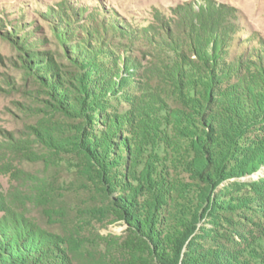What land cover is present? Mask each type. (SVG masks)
Here are the masks:
<instances>
[{
	"label": "rangeland",
	"instance_id": "1",
	"mask_svg": "<svg viewBox=\"0 0 264 264\" xmlns=\"http://www.w3.org/2000/svg\"><path fill=\"white\" fill-rule=\"evenodd\" d=\"M227 113L253 144L209 188L196 173ZM80 144L110 159L107 195ZM124 187L179 203L188 240L264 264V0H0V235L33 264H80L79 245L123 233Z\"/></svg>",
	"mask_w": 264,
	"mask_h": 264
},
{
	"label": "trees",
	"instance_id": "2",
	"mask_svg": "<svg viewBox=\"0 0 264 264\" xmlns=\"http://www.w3.org/2000/svg\"><path fill=\"white\" fill-rule=\"evenodd\" d=\"M83 107V104H79ZM255 107L241 105L240 109L246 116L250 114L253 117L260 116ZM79 110V109H78ZM250 110V111H249ZM248 120L249 117L246 116ZM245 126L238 119H234L228 113L223 122L219 125L218 134L220 135V143L213 145L208 150V158L206 164L200 171H197L198 178H204L203 182L207 187L215 186L222 177L235 173V169L228 165V161L232 158L228 157L229 152L236 155V164L245 163L240 159L241 154L246 156L242 149L236 146H250L252 141L248 143L242 142L239 137L244 136ZM115 144L109 140L110 145L114 146V151H122L121 142ZM81 145V144H80ZM79 149L83 165L80 170L93 176L99 185L109 192V184L111 182L109 173L110 159L107 154L99 147H85L81 145ZM108 161V162H107ZM111 162V161H110ZM127 193L115 199V203L110 200L109 207L114 210L117 218L114 220H122L127 226L121 235L108 234L100 241L79 245L81 250H87V254L79 253L80 264H242L235 250L218 247L214 243H206L200 245L195 239H189L188 236L194 229V223L190 225L187 221L188 217L184 214L181 206L176 201H170V205L160 202L159 197L155 194L144 199V203H137L139 192L134 194L129 187H124ZM221 193H216L220 195ZM238 201V199H237ZM204 201H201V204ZM230 201H215V206L222 211H227ZM246 204V203H242ZM212 205V204H211ZM256 208L259 206L257 204ZM169 208V210H164ZM226 214L232 216L227 211ZM239 217L238 214H236ZM208 235L199 237L200 240H208ZM84 241L82 238L81 242ZM26 244V245H25ZM22 241L18 236L16 240L11 238L8 233L0 235V264H33L29 261L32 255V246ZM210 246L214 250L209 249ZM47 252L49 249L46 248ZM80 251V250H79ZM51 256L55 255L51 252ZM39 256V255H38ZM36 257L38 264H56L51 259ZM61 261L64 259H60ZM63 262V261H62Z\"/></svg>",
	"mask_w": 264,
	"mask_h": 264
}]
</instances>
